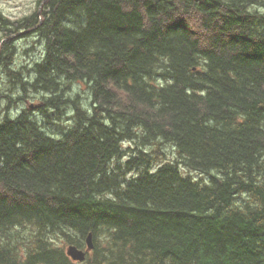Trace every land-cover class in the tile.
Wrapping results in <instances>:
<instances>
[{"label":"trees","instance_id":"1","mask_svg":"<svg viewBox=\"0 0 264 264\" xmlns=\"http://www.w3.org/2000/svg\"><path fill=\"white\" fill-rule=\"evenodd\" d=\"M37 3L0 12L15 103L42 95L0 123V264H264V0Z\"/></svg>","mask_w":264,"mask_h":264},{"label":"rangeland","instance_id":"2","mask_svg":"<svg viewBox=\"0 0 264 264\" xmlns=\"http://www.w3.org/2000/svg\"><path fill=\"white\" fill-rule=\"evenodd\" d=\"M37 1L38 0H0V12L5 18H8L13 22L19 21L25 16H28L30 13H33L35 8L38 6ZM25 33L26 31L23 30L19 34V37H16L14 41L16 46L14 68L19 71H22L23 69H25V71L33 70L36 63L42 61L45 51V46L42 42H40L37 33L23 35ZM73 89L74 95L80 92L83 104L86 106L89 105L90 99L87 87H85V85L82 83H78L73 86ZM22 95L23 94L20 95L17 88L13 87L12 83L10 84V79L0 69V123L6 114L11 113L12 116H18L23 109L30 108V106L32 108L31 115L35 117L40 116V112L35 109L39 101H37L35 98L41 97L42 95L29 93L28 99L25 102L21 101L19 103H15L21 97H23ZM9 106L10 109L8 110L7 108ZM39 119L42 120L40 117ZM165 150L168 153L167 161L169 162V160H174L175 155L173 150L170 147H167ZM181 170L184 172V174L188 173L187 169L185 168H182ZM192 175L196 177V179L200 177L195 173Z\"/></svg>","mask_w":264,"mask_h":264},{"label":"water","instance_id":"3","mask_svg":"<svg viewBox=\"0 0 264 264\" xmlns=\"http://www.w3.org/2000/svg\"><path fill=\"white\" fill-rule=\"evenodd\" d=\"M40 12V11H39ZM86 250L79 249L74 245H70L66 248L67 256L74 262H84L87 254L94 249L93 235L90 233L86 238Z\"/></svg>","mask_w":264,"mask_h":264},{"label":"bare ground","instance_id":"4","mask_svg":"<svg viewBox=\"0 0 264 264\" xmlns=\"http://www.w3.org/2000/svg\"><path fill=\"white\" fill-rule=\"evenodd\" d=\"M249 20V19H248ZM74 90V89H73ZM39 98V97H38Z\"/></svg>","mask_w":264,"mask_h":264}]
</instances>
